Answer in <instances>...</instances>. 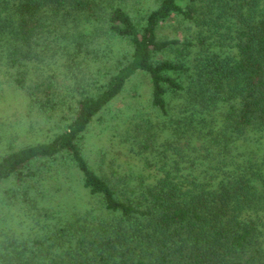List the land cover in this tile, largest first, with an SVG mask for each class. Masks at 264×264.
<instances>
[{
	"label": "trees",
	"instance_id": "16d2710c",
	"mask_svg": "<svg viewBox=\"0 0 264 264\" xmlns=\"http://www.w3.org/2000/svg\"><path fill=\"white\" fill-rule=\"evenodd\" d=\"M181 1L0 0V82L45 130L0 153V264H264V0ZM173 18L193 33L162 36ZM139 74L126 160L88 148Z\"/></svg>",
	"mask_w": 264,
	"mask_h": 264
},
{
	"label": "rangeland",
	"instance_id": "374dc122",
	"mask_svg": "<svg viewBox=\"0 0 264 264\" xmlns=\"http://www.w3.org/2000/svg\"><path fill=\"white\" fill-rule=\"evenodd\" d=\"M185 1L186 0H182L181 3L184 4ZM129 2H132L135 5L133 7L131 3V6L133 7L131 8V13L134 15H139L143 10H148L149 7H152L154 0H129ZM136 9H138V11H136ZM193 31V26L189 23L182 22L180 19L173 18L163 25L160 30V34L169 38L182 39L185 35H191ZM98 41H101V39H99ZM117 47L121 48L122 46L118 44ZM117 47L115 45L113 51L111 53L108 51L107 53V50L104 48L103 43H101L100 49H103L106 55L109 54L108 58H105L107 64L111 65L112 60L115 59ZM97 65L99 64H96V66ZM53 68L57 71V85H60L58 86L60 87L59 98L61 97V99H65V103L61 107V112L53 115V117H58L60 116L59 114L68 112L67 107L68 105H70V103H72L70 97H68L70 95L64 91V86L69 84L70 78H65L64 69L62 67H59V64L53 65ZM89 68L95 70L91 66H89ZM149 92L150 84L147 76L143 74L136 75L133 80H131L127 84L123 94L120 95L118 99L115 100V102H113L112 105L103 114L104 120L102 122H95V124L92 125L90 133L85 139V143L88 142V148H91L92 142L98 141L101 144L100 149L107 150L108 152L119 149V151L123 153L121 154L123 160H126L127 157H125L124 151L127 148L125 146V143H123V141L121 140V136L124 135L123 131L126 125L133 122V120H138L141 113L146 114L147 111H151L148 103ZM22 100L23 96H21L20 92L16 91L14 87L11 86L10 82H8L6 79L4 80V82H0V153L7 151V148L11 145L15 146L23 142L32 143L37 140L43 139L45 135V130L42 131L44 134H41V131L38 132L39 130H29L15 125L17 121L16 119H14V112L20 111L18 109L20 108V103ZM12 114L13 116H11ZM130 117H133V120ZM127 156L130 157V155ZM129 161H133V159L131 158L129 159ZM18 227L19 226L14 229L20 234V239L22 236V231L27 232V229L24 230V228Z\"/></svg>",
	"mask_w": 264,
	"mask_h": 264
}]
</instances>
